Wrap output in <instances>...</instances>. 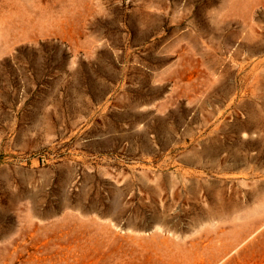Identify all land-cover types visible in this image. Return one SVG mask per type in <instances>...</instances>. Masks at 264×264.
I'll list each match as a JSON object with an SVG mask.
<instances>
[{"label":"rangeland","instance_id":"obj_1","mask_svg":"<svg viewBox=\"0 0 264 264\" xmlns=\"http://www.w3.org/2000/svg\"><path fill=\"white\" fill-rule=\"evenodd\" d=\"M0 264H264V0H0Z\"/></svg>","mask_w":264,"mask_h":264},{"label":"bare ground","instance_id":"obj_2","mask_svg":"<svg viewBox=\"0 0 264 264\" xmlns=\"http://www.w3.org/2000/svg\"><path fill=\"white\" fill-rule=\"evenodd\" d=\"M77 227V226H76ZM60 230V229H59ZM81 232V231H80ZM94 235V234H93ZM88 237V236H87ZM72 238V237H71ZM62 239V238H61ZM58 241V239H57ZM76 242V241H75ZM74 243V242H73ZM98 243V242H97ZM103 243V242H102ZM68 246V245H67ZM86 247V246H85ZM69 249V248H68ZM80 249V248H79ZM84 250V249H83ZM67 252V251H66ZM90 254V253H89ZM73 255V254H72ZM73 257V256H72ZM140 259V258H139ZM65 260V259H64Z\"/></svg>","mask_w":264,"mask_h":264}]
</instances>
